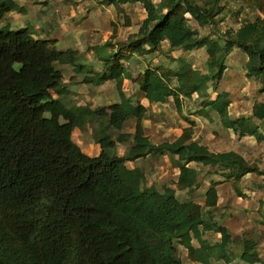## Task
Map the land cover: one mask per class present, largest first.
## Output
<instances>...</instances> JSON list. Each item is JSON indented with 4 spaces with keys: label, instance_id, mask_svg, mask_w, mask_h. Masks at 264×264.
Segmentation results:
<instances>
[{
    "label": "trees",
    "instance_id": "obj_1",
    "mask_svg": "<svg viewBox=\"0 0 264 264\" xmlns=\"http://www.w3.org/2000/svg\"><path fill=\"white\" fill-rule=\"evenodd\" d=\"M245 1L264 12V0ZM102 2L118 11L140 2L147 17L127 40L110 39L93 46L101 65L97 69L86 63L83 52L58 47L55 38L35 25L14 30L9 14L26 9L16 0H0V264H218L219 260L230 264L234 259L260 263L257 241L245 239L238 251L230 229L210 213L221 200L220 184L237 185L246 175L264 171L234 151H211L193 140L191 131L175 141L154 143L144 125L147 107L133 102L124 85L131 80L151 104H164L173 97L181 114L184 99L205 95L204 114L212 110L226 129L262 142L264 99L254 104L251 116L234 119L229 93L212 99L208 91L210 83L224 78L228 57L241 49L248 56L247 76L260 81L264 94V18L244 21L221 41L199 31L216 24L225 10L220 0ZM164 42L170 52L206 48L213 75L184 58L178 59L176 69L147 66L136 76L129 71L127 62L160 52ZM59 65L76 69L84 84L114 81L120 101L100 109L78 104ZM129 121H135L134 133L123 131ZM88 125L98 130L101 149L95 156L73 138L76 129ZM113 130L119 132L116 138ZM128 141L127 153L117 154V143ZM152 155L174 160L179 169L174 187L160 191L148 186L143 169L128 166ZM195 164L223 168V179L209 183L204 205L177 196V190L202 186ZM208 232L219 233L220 242L206 239ZM180 246L187 251L185 259Z\"/></svg>",
    "mask_w": 264,
    "mask_h": 264
},
{
    "label": "rangeland",
    "instance_id": "obj_2",
    "mask_svg": "<svg viewBox=\"0 0 264 264\" xmlns=\"http://www.w3.org/2000/svg\"><path fill=\"white\" fill-rule=\"evenodd\" d=\"M158 1V0H154ZM25 12L11 13L8 20L13 24L14 30L24 25H35L43 34H49L57 40V46L63 49L74 48L85 54L86 63L100 69L101 65L96 59L93 46L101 45L106 40L114 42L127 40L141 27L147 12L142 3H128L123 10L106 5L102 0H22ZM225 7L224 12L217 18L214 26L199 28L202 35L211 36L223 41L233 35L244 21H257L264 18V12L250 6L245 0H220ZM13 15V16H12ZM191 25L198 28L196 23ZM210 53L206 48L190 52H170L167 42H164L161 51L148 57H135L126 63L129 71L136 76L147 66H166L176 69L178 59H186L193 67L204 74L213 75L209 71L208 59ZM247 54L241 49H235L226 61L227 70L224 78L218 84L210 83L208 96L215 99L218 93H229V111L234 119L241 116H251L256 102L264 99L260 92L259 80L249 78L245 64ZM64 72V83L72 91L73 98L78 104L90 105L93 109L108 107L120 101L116 84L107 81L99 86L84 84L82 75L72 66L59 65ZM176 81L173 82V85ZM125 93L133 102L144 104L147 118L144 120L146 135L157 144L164 141H175L186 136L189 131L196 140L213 152L234 151L264 171V141L259 142L254 136L240 137L232 129H226L220 122L219 115L209 110L202 112V101L205 95H194L192 99L182 101L183 114L178 111L175 99L171 97L167 103L151 104L138 85L131 80L125 81ZM264 130V128H263ZM134 133L135 121H129L123 130ZM97 127L91 125L78 128L73 138L84 152L95 156L100 152L97 143ZM119 132L113 130L114 138ZM131 141L117 143L116 153L125 155ZM130 167H140L146 174V185H154L160 191L165 186H175L179 169L174 160L168 155L149 156L136 162H129ZM199 171L202 186L194 191L177 190L181 200H194L204 205L205 191L209 183L222 180V167H206L195 164ZM221 200L217 207L211 209L215 219L230 229L233 245L239 251L245 239H255L259 245L264 264V175L250 173L239 184L233 181L223 182L218 186ZM205 211L209 213L208 208ZM211 243L220 242L221 235L208 232L205 235ZM194 244L199 246L195 240ZM182 257H186V249L180 246ZM218 264H227L219 260ZM230 264H245L240 259H234Z\"/></svg>",
    "mask_w": 264,
    "mask_h": 264
},
{
    "label": "crops",
    "instance_id": "obj_3",
    "mask_svg": "<svg viewBox=\"0 0 264 264\" xmlns=\"http://www.w3.org/2000/svg\"><path fill=\"white\" fill-rule=\"evenodd\" d=\"M16 2H17L20 6H23V4H22V0H16ZM23 7H24V6H23ZM12 13H14V12H12ZM10 14H11V13H10ZM10 14H9L8 18L11 17ZM12 16H13V15H12ZM12 25H13V24H12Z\"/></svg>",
    "mask_w": 264,
    "mask_h": 264
}]
</instances>
